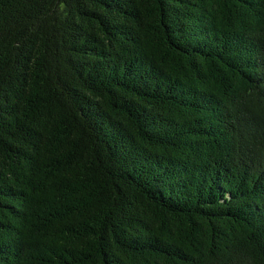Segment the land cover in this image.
I'll return each instance as SVG.
<instances>
[{
  "label": "trees",
  "instance_id": "obj_1",
  "mask_svg": "<svg viewBox=\"0 0 264 264\" xmlns=\"http://www.w3.org/2000/svg\"><path fill=\"white\" fill-rule=\"evenodd\" d=\"M0 264H264V0H0Z\"/></svg>",
  "mask_w": 264,
  "mask_h": 264
}]
</instances>
